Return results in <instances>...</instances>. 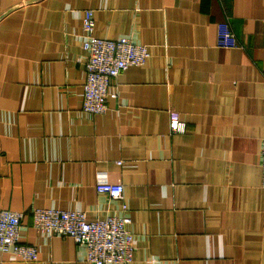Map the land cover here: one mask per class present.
Instances as JSON below:
<instances>
[{"label":"crops","instance_id":"obj_1","mask_svg":"<svg viewBox=\"0 0 264 264\" xmlns=\"http://www.w3.org/2000/svg\"><path fill=\"white\" fill-rule=\"evenodd\" d=\"M95 33L148 46L105 113L82 109ZM229 20L240 45L217 44ZM185 121L170 130L169 111ZM264 0H0V211L24 214L36 260L92 264L70 236L33 226L35 208L131 217L130 264H264ZM124 185L123 199L97 190Z\"/></svg>","mask_w":264,"mask_h":264},{"label":"built area","instance_id":"obj_2","mask_svg":"<svg viewBox=\"0 0 264 264\" xmlns=\"http://www.w3.org/2000/svg\"><path fill=\"white\" fill-rule=\"evenodd\" d=\"M83 47L88 53L87 77L84 84L82 109L92 114H102L109 108V98H116L111 91L121 73L130 66L144 64L149 56L148 46L134 42L130 37L106 39L96 35V19L93 9H86L83 18ZM217 44L224 48L240 45L229 20L219 23ZM172 133H184L187 129L180 112L169 111ZM261 165L264 189V134L261 147ZM97 190L114 199H123L122 183L99 180ZM89 220L85 211L59 208H35L33 226L50 235L70 236L87 250V260L92 264H130L135 251V236L129 229L131 217L126 213ZM23 212L3 209L0 211V251L9 252L23 260H36L38 248L21 239Z\"/></svg>","mask_w":264,"mask_h":264}]
</instances>
